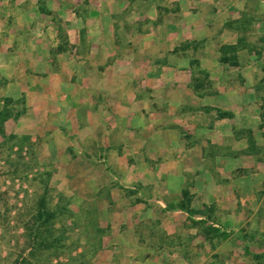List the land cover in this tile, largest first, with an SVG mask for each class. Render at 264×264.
Returning a JSON list of instances; mask_svg holds the SVG:
<instances>
[{
	"label": "rangeland",
	"instance_id": "1",
	"mask_svg": "<svg viewBox=\"0 0 264 264\" xmlns=\"http://www.w3.org/2000/svg\"><path fill=\"white\" fill-rule=\"evenodd\" d=\"M104 2L108 12L91 14L92 0H0V264H264V56L243 72L252 102L199 116L208 129L227 121L229 138L186 149L179 171L162 172L155 186L132 185L120 177L140 158L109 154L102 130L84 126V109L113 99L129 66L119 57L145 52L120 39L132 36L133 20H122L146 6ZM165 9L157 10L164 26ZM256 20L252 11L230 23L261 53L264 38L249 28ZM186 47L192 54L194 43ZM238 47L220 48L223 86L245 82ZM42 198L54 216L39 225Z\"/></svg>",
	"mask_w": 264,
	"mask_h": 264
},
{
	"label": "crops",
	"instance_id": "2",
	"mask_svg": "<svg viewBox=\"0 0 264 264\" xmlns=\"http://www.w3.org/2000/svg\"><path fill=\"white\" fill-rule=\"evenodd\" d=\"M92 2L95 8L90 11L91 14L101 13L105 8L108 12L111 7L104 0ZM142 2L146 8L137 7L122 20H133V23H127L132 36L120 41L132 44L134 49L140 51L144 46L145 52L140 55L132 52L128 57H119L129 60L128 68L122 70L127 77H123V82L115 89L113 99L108 104L98 105L94 102L84 109L86 119L91 121L85 122L84 126H89L88 131L93 128L102 130L99 131L102 133L101 145H107L109 154L119 156V160L129 156L140 158L136 164L129 161L124 164L123 170L131 173V176H121V180L125 179L124 182L132 185L155 186L162 172L179 171L174 163L178 162L176 158L183 155L186 149L197 151L205 143L219 145L223 138L230 137L232 128L225 120L210 123L212 129L203 127L206 122L200 120L199 116L205 108L225 105L227 110L234 111L253 101L250 89L246 88L248 79L243 72L248 67L247 62L253 63L264 56V49L261 53L259 49H253L249 43V31L234 27L235 23L230 21L240 20L244 14L255 12L257 20L249 28L262 40L264 0ZM160 6L166 8L163 11L167 12L163 17L165 26L157 12ZM139 18H142V23L138 22ZM163 27L166 32H161ZM103 34L104 31L97 34L98 40L90 36L88 41L95 45L107 37ZM190 40L195 45L192 54L186 47ZM222 45H239L232 56L234 65H241L240 76L245 79L242 85L223 86L220 83L222 71L218 69L221 59L227 58L221 54ZM199 70L206 80H210L208 83L198 78ZM97 99L99 95L95 101ZM189 110H195L192 119L188 116ZM191 133L195 146L189 147L184 134L188 138ZM202 134L207 135L204 137ZM238 144L241 145L236 141L235 146Z\"/></svg>",
	"mask_w": 264,
	"mask_h": 264
},
{
	"label": "trees",
	"instance_id": "3",
	"mask_svg": "<svg viewBox=\"0 0 264 264\" xmlns=\"http://www.w3.org/2000/svg\"><path fill=\"white\" fill-rule=\"evenodd\" d=\"M225 59L222 58V62H224ZM7 118V115L4 112L0 113V123L4 122ZM0 134L3 136L4 131L2 129V126H0ZM5 136V135H4ZM54 216V213L49 211L48 209L45 208L44 200L43 198L40 199L37 203L36 207V214H35V222H38L39 225L45 224ZM38 227L36 230V236H38Z\"/></svg>",
	"mask_w": 264,
	"mask_h": 264
}]
</instances>
